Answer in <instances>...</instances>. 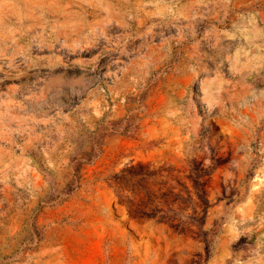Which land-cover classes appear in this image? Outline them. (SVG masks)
Returning <instances> with one entry per match:
<instances>
[{
  "label": "rangeland",
  "instance_id": "rangeland-1",
  "mask_svg": "<svg viewBox=\"0 0 264 264\" xmlns=\"http://www.w3.org/2000/svg\"><path fill=\"white\" fill-rule=\"evenodd\" d=\"M0 264H264V0H0Z\"/></svg>",
  "mask_w": 264,
  "mask_h": 264
}]
</instances>
